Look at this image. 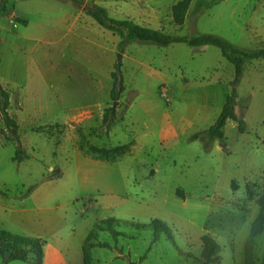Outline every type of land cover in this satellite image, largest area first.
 <instances>
[{
	"label": "rangeland",
	"instance_id": "1",
	"mask_svg": "<svg viewBox=\"0 0 264 264\" xmlns=\"http://www.w3.org/2000/svg\"><path fill=\"white\" fill-rule=\"evenodd\" d=\"M213 1L189 12L182 28L168 33H214L243 49L264 47V0ZM61 4L7 0L5 11H0L7 28L8 10L29 19L26 29L38 40L30 45L42 44L26 60L23 54L8 60L0 47L5 67L15 69L24 83L34 82L26 89H10L15 99L20 92L24 108L15 101L10 107L19 118V142L13 136L0 139V202L10 206L7 213L12 219H23L9 228L0 224V229L19 235L41 233L45 264H83V243L89 235V264H203L204 234L220 246L210 264H245L252 222L264 212V59L248 61L235 86V112L244 119V130L229 118L222 136L206 144L201 135L233 89V64L213 44L143 41L150 44L144 51L130 53L132 59L121 57L119 67L116 60L123 87L115 104L119 112L114 110L100 124L75 125L73 143L64 137L68 126L62 112L67 105L56 87L57 61L81 68L83 74L90 65L82 50L68 42L72 34L67 30L58 44L60 51L55 35L41 41ZM95 22L96 30L117 39V34ZM15 26L24 27L17 21ZM0 35L9 36L4 29ZM40 68L46 72V86L41 82V89L35 90L40 80L35 71ZM81 79V84L88 83L85 74ZM70 100L77 106L87 101L113 105L105 90L92 95L82 87ZM0 129H7L1 113ZM19 144L21 161L13 159ZM123 144L126 151L115 160L92 149ZM17 207L37 209L22 212ZM156 219L167 230L155 233ZM263 253L264 230L254 240L255 261ZM31 258L6 264H31ZM0 264H4L1 254Z\"/></svg>",
	"mask_w": 264,
	"mask_h": 264
},
{
	"label": "crops",
	"instance_id": "2",
	"mask_svg": "<svg viewBox=\"0 0 264 264\" xmlns=\"http://www.w3.org/2000/svg\"><path fill=\"white\" fill-rule=\"evenodd\" d=\"M177 1L178 0H83L82 6L79 7L70 0H60L62 4L59 12L56 13L55 16L51 17L54 19L52 23L53 27H50L46 31L45 36H47L41 41H47L49 37L55 35V40L58 45L60 40L65 39V30H67L68 33L72 34L68 39V42H72L71 46H74L77 50H82L81 55L89 58L88 63L90 65L88 66V69L84 70L88 83L81 84L80 82L83 81L81 76L84 77L83 72H80L81 68L74 69L75 67L65 66L63 63L57 61L59 68L56 71L58 76L56 87H59L61 92L63 91L59 96L64 101V105H67L62 112L64 118L63 124L68 126L64 137L73 140V143H75L76 130H74V126L77 125L80 128L81 126L85 127V125L89 123H95L93 121L100 124L101 121L104 120L106 110L110 108L111 103L108 101H87L81 106L74 105V100H70V98L72 96L74 97V93L77 88L82 87L86 93H91L92 95L97 93L98 90L101 92L105 90V96L109 100L114 101L111 98V90L113 87L112 72L115 71V64L117 60L115 57L116 53L120 52L122 54V60L124 61L126 56L132 59L130 53H139L144 51L146 47H148L147 45H150L137 40H132L125 44L122 48L119 47V42L121 40L120 35L115 33L118 35L117 39H115L114 37H109L107 32L104 30H100L99 28L96 30V20L93 19L91 15L87 14L84 8L97 4L105 8L110 17L117 19L126 18L140 25L155 29H162L167 32H176L187 22L189 12L193 13V10L191 11V9L193 7L192 4L195 3V1L191 2L183 24L177 25L174 22L172 15V6ZM7 17L10 24L9 28L5 27L0 20V29L6 30L9 36L0 35V47H4V52H7L6 56L8 60L15 59L16 55L21 56V54L24 55L25 60L32 57L33 54L37 53V48H41L39 46H42V44H35L34 46H36V48H33V46L30 45V42L38 40L33 37L31 33H28L26 29L29 24V19L21 15L19 12L12 10L7 11ZM15 21L20 22V25H23L24 27L15 26ZM60 27H66V29L61 30ZM60 47L61 46L58 45V49L56 50L60 51ZM43 53L44 55L48 54L46 48H44ZM27 71L28 74L30 72L29 68H27ZM88 72L90 74H88ZM20 73L24 74L22 71ZM45 74L46 72L41 68L35 71V77H37L36 79H40L37 82L36 88H34L35 90L41 89V82H44L46 86L44 78ZM65 75L66 77H69V79H65ZM17 78L15 69H11V66L9 65L5 67L2 63V58L0 57V85L8 92L7 113L9 117L16 122L19 128V118L17 115L11 113L10 107L11 103L15 101L17 106L23 109L24 102L21 100L19 91L17 92L18 97L15 99V97H13L14 94L10 93V89H26L33 86L34 82L27 80V82L24 83L21 79ZM93 81L97 82L93 83ZM34 89H30V91ZM115 112H119L118 107H116ZM133 120L134 122H137L136 118H133ZM6 131L8 132L7 129ZM0 139L2 142L5 140L1 134ZM95 146L102 147L103 145ZM98 159L109 162L113 161L103 158ZM3 203L4 202H0V208L3 210L0 214V224L1 226L6 227L1 228H9L11 225L19 224L18 221H22L23 218L19 217V220L18 218L15 220L12 219V217L7 213L10 206ZM15 209L16 211L25 212L35 210L37 208L17 207ZM31 236L41 237V233L33 232ZM65 245L66 241L62 242L60 247ZM45 247L46 245L44 244L42 264L46 263Z\"/></svg>",
	"mask_w": 264,
	"mask_h": 264
},
{
	"label": "trees",
	"instance_id": "3",
	"mask_svg": "<svg viewBox=\"0 0 264 264\" xmlns=\"http://www.w3.org/2000/svg\"><path fill=\"white\" fill-rule=\"evenodd\" d=\"M6 1L0 0V11H5ZM76 6L81 7L83 0H70ZM192 0H178L172 6V15L173 20L177 25L183 24L185 16L189 9ZM213 0H195L194 12L202 7H207L213 4ZM85 12L91 15L100 25L110 29L114 33L120 35L121 40L119 42V47H123L125 44L132 40L145 41V42H154L157 44H169L174 42H184L191 46H201L205 44H213L220 48L222 54L227 60H229L234 66V79L232 81L233 89L230 94L227 95L226 100L223 104L220 114L216 118L213 124H211L204 134L201 135V138L205 141L206 144L212 140L222 136V129L227 121L231 118L235 121H238V128L240 131L244 130L245 122L243 118H240L235 112L236 105V88L235 86L240 81V78L243 75L245 64L256 58L264 59V47H259L255 49H243L233 43H231L226 38L214 34V33H200L194 35H177L170 34L162 29H155L148 26L140 25L130 19L126 18H113L110 17L105 8L100 5L93 4L84 8ZM113 78V87L111 90L112 100H118L120 93L123 90L122 84L119 82V71L115 69L112 72ZM8 107V92L2 88L0 85V113L3 116L4 124L7 127H12V133L6 131V129H0V134L2 137L7 140L13 136L17 139V129L18 126L16 122L9 117L7 113ZM112 113L110 108H108L104 115V120H109ZM199 135H194L198 137ZM19 142V139H17ZM93 150H97L99 153H104L107 157H112L114 160L117 159L121 154L125 153V145H117L110 148L104 147H93ZM22 155V146L19 144L16 152L13 156L14 160L21 161L23 159ZM106 158V157H105ZM109 159V160H113ZM152 224L154 225L155 233L158 230H167V225L160 220H153ZM264 230V212H260L257 218L252 222L251 230L249 237L246 240L245 249H244V262L245 264H264V253L259 261H255L253 258V246L254 240L258 234ZM156 235V234H155ZM203 242V252L204 257L203 264H210L214 262V256L220 250V246L217 241L209 234H204L202 236ZM44 240L41 237L30 236V235H19L12 233L5 229H0V254L2 256V261L6 264L11 260H25L29 255H32L31 264H42L43 255H44ZM90 235L86 238L83 243V264L90 263ZM34 257V258H33ZM34 259V262H33ZM218 260V259H216Z\"/></svg>",
	"mask_w": 264,
	"mask_h": 264
},
{
	"label": "water",
	"instance_id": "4",
	"mask_svg": "<svg viewBox=\"0 0 264 264\" xmlns=\"http://www.w3.org/2000/svg\"><path fill=\"white\" fill-rule=\"evenodd\" d=\"M121 57H122V55H121V53H118V55H117V67H119L120 66V63H121ZM117 103V101L116 100H114L113 101V105L110 107V111H111V113H113L114 112V110H115V104Z\"/></svg>",
	"mask_w": 264,
	"mask_h": 264
},
{
	"label": "built area",
	"instance_id": "5",
	"mask_svg": "<svg viewBox=\"0 0 264 264\" xmlns=\"http://www.w3.org/2000/svg\"><path fill=\"white\" fill-rule=\"evenodd\" d=\"M161 95H163V96H165V93H164V91H161V93H160Z\"/></svg>",
	"mask_w": 264,
	"mask_h": 264
}]
</instances>
